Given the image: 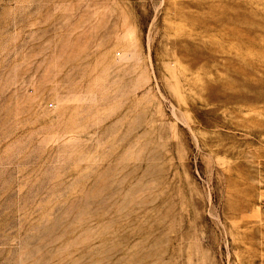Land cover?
Wrapping results in <instances>:
<instances>
[{"label": "rangeland", "instance_id": "obj_1", "mask_svg": "<svg viewBox=\"0 0 264 264\" xmlns=\"http://www.w3.org/2000/svg\"><path fill=\"white\" fill-rule=\"evenodd\" d=\"M0 264H264V0H0Z\"/></svg>", "mask_w": 264, "mask_h": 264}]
</instances>
